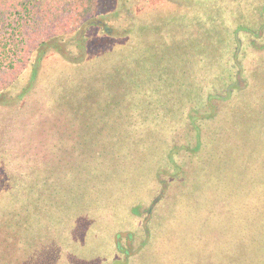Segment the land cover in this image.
Wrapping results in <instances>:
<instances>
[{
  "label": "trees",
  "instance_id": "1",
  "mask_svg": "<svg viewBox=\"0 0 264 264\" xmlns=\"http://www.w3.org/2000/svg\"><path fill=\"white\" fill-rule=\"evenodd\" d=\"M141 1L0 0V93L7 90L26 70L37 49L41 52L44 45L61 42V38L66 35L80 37L83 30L87 31V23H91L92 27L99 26L97 28L106 36V40L103 39L104 43L98 45L100 50L94 56H110L114 57V61L90 77L86 83H82L88 90L78 97L82 100L79 107L89 113L84 112V117L80 119L71 117L80 123L79 136L86 135L89 132L87 127H90L97 138L93 142L95 150L85 147L86 140L79 142L82 150V159H79L93 164L97 183H86V188L82 189L76 217L81 215L80 218L83 219L85 216H95L100 220L101 214L107 210L113 220L122 218L120 203L118 202L117 208L112 201L105 200L104 195H115L118 201L120 190L132 189L143 179L153 176L158 168L154 167L152 173L146 167L139 168L141 180L136 185H132V182L124 184L121 177L111 180L108 183L111 190L108 192L98 185L105 183H100L102 173L107 169L104 164L107 162L109 168H117L124 180L129 176L126 169H132H125L120 164L126 159L135 166L136 157H132V151L143 152L142 156L145 157H139L141 161L154 165L156 162L163 164L167 158H171L170 152L173 150L170 143L172 148L166 149V136L163 133L170 122L184 125V117H187L194 132L193 150L201 149L203 139L204 147H207L204 159L194 166L196 174L185 177L190 183L189 189L193 191V188L199 187L201 193L198 195L206 197L209 191L211 200L220 198L223 210H230L234 218L232 230L225 233L229 243L226 241L224 253L215 249L216 237L212 236L204 244L200 243L205 238L206 230L195 234L197 247L210 249L207 254L209 257L203 264H217L218 259L221 264H264V168L260 169L258 165L261 163L260 159L251 154L252 159L249 160L241 151H236L235 155L231 153L228 168L235 177L234 182L226 180V167L221 171L216 162V157L220 155L217 147L219 149L226 144L233 145L231 135L236 127L230 120L240 112V105L253 106L258 110L255 103L264 104V70L249 72L241 61L257 52V58L262 62H258L257 66L264 64V0H143L150 3L147 10H156L159 1L170 3L175 9L166 16L167 21L159 18L163 14L149 12L145 21L133 22L131 30L125 29L130 37L127 41L124 39L126 32H111L112 28H104L95 22L100 19L105 25L109 22L111 24L122 16L131 20L129 12L140 15L144 10ZM164 30L168 34H163ZM168 54L173 58H167ZM101 75L103 76L100 77ZM252 78L255 81L249 84L247 80ZM240 80L244 82L240 84ZM94 82L98 84L94 85ZM221 101L227 102L220 104ZM198 118H204L209 123L208 131L195 124ZM133 119H139L137 123L146 126L142 130L143 135H137L132 124L129 125ZM258 124L261 128L264 126L258 121L254 126ZM241 129L243 124L238 128L239 131ZM152 137L156 140V147H153ZM244 141L238 138L240 146L246 145ZM102 142L111 150L109 158L96 149ZM235 160L237 164H233ZM138 165L142 164L138 162ZM69 172L71 174L72 171ZM177 179L183 181V177L178 176ZM88 185L91 187L89 190ZM14 187L11 186V189ZM11 189L0 185V192L5 195H15L17 189ZM44 189L46 190L44 182H39L35 186H25L24 193L20 194L25 200L32 193V199L36 198L32 202L33 209L45 210L46 200L52 198L53 192L57 196L60 193L58 190L49 193ZM64 191L63 203L60 205L58 200L55 208L61 213L59 223L57 222L61 237L64 231L68 233L67 229H77L79 225L80 228L84 227L80 220L72 225L62 220L66 218L65 209H72L66 199L70 189L65 187ZM192 198L191 195L189 199ZM93 200L97 206L91 203ZM27 204L26 202L24 206ZM105 205H109L112 210ZM210 206L213 204L210 203ZM131 210L137 214L136 208ZM210 213L208 218L216 213V209H211ZM54 217L56 216H45L49 220ZM110 224V221L103 225L101 222H90L91 227L95 226L94 229L99 225L104 229ZM41 228L37 224L34 229L42 233ZM83 230L88 234L87 230ZM73 232L79 234L76 230ZM98 233H95L91 242L94 249L87 253L82 250L87 251L89 240L83 235L80 239L79 236L74 238L73 243L79 244L77 252L75 249V256L78 255L79 260L95 259L101 263L110 260L108 258L112 253L111 262H128L115 257L116 252L121 251L119 242L116 241L112 247L103 237L104 232ZM105 235H108L107 231ZM106 243L110 246L109 253ZM165 247L166 243L162 241V248ZM42 248L43 246L39 252ZM152 252L143 258L141 264H148L155 257L150 258ZM164 252L157 264H185V254H169L166 249ZM197 257L198 255L195 258L198 259ZM50 261L42 259L38 264H50ZM195 261L194 259L191 264H199L198 260ZM61 263L69 264L65 259Z\"/></svg>",
  "mask_w": 264,
  "mask_h": 264
},
{
  "label": "rangeland",
  "instance_id": "2",
  "mask_svg": "<svg viewBox=\"0 0 264 264\" xmlns=\"http://www.w3.org/2000/svg\"><path fill=\"white\" fill-rule=\"evenodd\" d=\"M142 1L140 4L145 8L140 15L128 11L131 20L122 16L120 19L113 20L111 24L109 22L105 25L100 19L95 22L102 27L112 28L111 32H126L125 29L128 31L133 22L145 21L149 12L151 14L161 13L163 15L159 18H164L167 21L168 17L166 16L175 9L174 5L159 1L156 10H147L146 7L150 3ZM135 16L137 17L134 18ZM94 26L87 23L85 28L87 31H82L81 36L78 37L80 39L75 35H66L63 39L61 38V42L44 45L41 52H38L37 49L26 70L7 90L0 93V185H4L7 189L17 186L14 188L17 189L15 193H18L17 195H11V193L5 195L0 192V264H38V261L42 259H46L47 262L51 260L50 264H60L64 259L69 264H141L143 258L152 251L154 252L150 258L154 255L155 257L151 258L148 264H157L161 260V255L165 253L164 249L169 254L177 255L180 252L185 254L187 258L185 264H191L194 259L198 260L199 264H203L209 257L207 254L210 249L204 246L197 247L198 241L194 239L195 234L203 233V229L206 230L205 238H202L200 243L204 244L212 239V236L216 237L215 249L218 248V251L224 253L225 244L228 241L225 238V233L232 230L234 218L230 210H223L220 198L211 200L209 191L206 197L198 195L201 193L199 187L193 188V191L189 189L190 183L186 181L185 177H193L196 174L194 166L198 161L204 159L207 147H204L203 139L201 149L193 150L194 132L191 130L192 127L187 117H184L186 118L184 125H175L170 122L163 133L164 137L166 136V149L168 150L170 146L173 147L170 152L171 158H167L163 164L156 162L154 165V163L141 161L139 157L143 159L145 157L142 156L143 152L132 151V157H136L135 166H132V162L128 163L126 159L120 164L125 169L126 167L132 169H126L129 176L125 180L117 168H109L107 162L104 164L107 169H104L100 183H105L98 185L108 192L111 190L108 187L111 180L121 177L124 184L132 182V185H136L141 180L139 168L146 167L150 169L151 173L154 167L158 168L153 176H148L137 186L132 187L133 190H120L118 201L115 195L109 193L104 195L105 200L112 201L117 208H119L118 202L120 203L119 212L122 218L113 220L107 210L101 214L100 220L94 215H92L93 218L85 216L81 219V215L76 217L79 213L78 205L82 189L86 188V183L91 185L97 183L93 164L80 160L82 159V150L79 142L82 139L86 140L85 147L95 150L93 142L97 138L92 129L90 131V127H87L89 132L87 131L86 135L79 136L80 123L71 117L80 119L84 117V112L89 113L88 110L84 111L79 107V102L82 103V100L78 97L84 95L88 90L83 87L85 85L82 83H86L90 77L101 72L102 68L114 61V57L94 56L100 50L98 45L104 43L103 39L106 38L97 28L99 26ZM164 31L163 34H168V31ZM128 34L126 32V36H124L126 41L130 38ZM97 39H100L98 43H96ZM257 57V52H253L248 59L241 60L249 72L264 70V64L257 66V63L261 62V59ZM167 58H173V56L169 55ZM247 81L252 84L255 80L252 78ZM243 82L240 80V84ZM96 84L98 83L94 82V85ZM226 102L221 101L220 104H226ZM255 104L258 105V110H255L253 106L252 108L240 105V112L230 120L236 127L232 130L233 134L231 135L233 145L226 144L224 148L219 149L217 147L220 155L216 157V162L220 165L221 171L226 167L227 181H235V177L229 172L228 162L231 161H229L230 154L235 155L236 151L244 153L246 158H250L249 160L252 159L250 155L253 154L254 157L260 159L261 163L258 164L260 169L264 168V126L262 128L260 124L254 126L256 121L264 125V104ZM93 112L94 110L91 114ZM91 118L93 119V117ZM219 118L216 117V119ZM138 121L139 119H133L129 125L132 124L131 127L135 129V132H138H136L137 135L141 136L143 135L142 130L146 126L138 124ZM195 124L200 125L204 131H208L209 123H206L204 118L196 119ZM242 124L243 129L239 131L238 128L240 129ZM238 138L245 140L246 145L241 144L240 146ZM151 141L154 142L153 147H156L154 137L151 138ZM100 144L102 145L97 146L96 149L104 152L105 156L109 158L110 148L104 142ZM86 148L84 150H87ZM137 161L142 165H138ZM233 164H237L236 160ZM69 171H72L71 174ZM178 176L183 177L182 182L177 179ZM39 182H44V187L49 193L54 190H58L60 193L57 196L53 192L52 198L46 200L45 210L48 209L46 211L42 208L33 209L32 202L36 198L32 199V193L25 200L20 194L24 193L25 186H35ZM65 187L70 189L66 199L72 209H65L66 218L62 220L71 225L80 220L83 221L84 227L80 228L79 225L78 230L67 229L68 233L64 231L61 237L57 226L61 213L55 208L58 200L60 205L63 203ZM90 188L88 185L87 190ZM46 190L44 189V191ZM191 195L193 198L189 199ZM26 202L28 204L25 207ZM91 203L97 206L95 200ZM210 203L213 206H210ZM108 206L105 205V207ZM132 208H136L137 214L132 212ZM108 209L111 208L108 207ZM211 209H216V213L208 218L207 215L211 214ZM45 216L56 217L49 220ZM91 221L101 222L102 225L110 221L111 224L104 228L105 230L100 225L94 229L95 226L91 227L90 225ZM37 224L42 227V233L36 232L34 229ZM83 229L87 230L88 234H85ZM75 230L79 234L73 232ZM106 231L107 236L105 235ZM96 232H104L102 233L103 237L112 247L116 241L119 242L121 251L116 252L115 257L121 258V260L126 259L128 262L121 263L120 260L111 262L113 261L112 253L108 258L110 260L101 263L96 262L95 259L79 260L78 255L75 256L79 244L73 243L74 238L79 236L80 239L82 235L87 238L90 246L86 247L87 251H82L91 252L94 249L91 242L94 240ZM162 241L166 243L165 248H162ZM106 244L107 253H109L110 246L108 243ZM219 245L222 247L220 248ZM42 246V251L39 252ZM196 255H198V259L195 258ZM216 262L219 264V259Z\"/></svg>",
  "mask_w": 264,
  "mask_h": 264
},
{
  "label": "flooded vegetation",
  "instance_id": "3",
  "mask_svg": "<svg viewBox=\"0 0 264 264\" xmlns=\"http://www.w3.org/2000/svg\"><path fill=\"white\" fill-rule=\"evenodd\" d=\"M105 28V27H104Z\"/></svg>",
  "mask_w": 264,
  "mask_h": 264
}]
</instances>
